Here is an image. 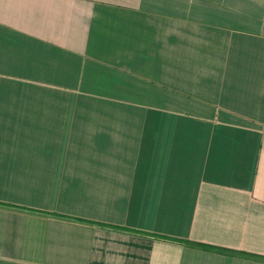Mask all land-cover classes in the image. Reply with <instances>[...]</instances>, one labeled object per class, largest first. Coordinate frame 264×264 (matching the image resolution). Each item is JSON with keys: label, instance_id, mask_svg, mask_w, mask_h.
I'll list each match as a JSON object with an SVG mask.
<instances>
[{"label": "crops", "instance_id": "0c3cea01", "mask_svg": "<svg viewBox=\"0 0 264 264\" xmlns=\"http://www.w3.org/2000/svg\"><path fill=\"white\" fill-rule=\"evenodd\" d=\"M183 240L264 257V0H0V264H264Z\"/></svg>", "mask_w": 264, "mask_h": 264}, {"label": "trees", "instance_id": "16d2710c", "mask_svg": "<svg viewBox=\"0 0 264 264\" xmlns=\"http://www.w3.org/2000/svg\"><path fill=\"white\" fill-rule=\"evenodd\" d=\"M110 227H114V226H110ZM115 228L123 229V228H119V227H115ZM182 242L184 244H186L187 246H190L193 248H199V249H203V250L214 251L216 253L226 254V255H238V256H243V257H249V258H254V259L264 261V257H262V256H256V255H252V254H248V253H244V252H237V251L224 249V248H220V247H216V246H210V245H206V244H201V243H197V242H193V241H189V240H183Z\"/></svg>", "mask_w": 264, "mask_h": 264}]
</instances>
